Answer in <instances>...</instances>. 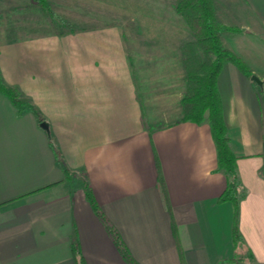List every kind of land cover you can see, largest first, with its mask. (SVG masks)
<instances>
[{"label": "crops", "instance_id": "1", "mask_svg": "<svg viewBox=\"0 0 264 264\" xmlns=\"http://www.w3.org/2000/svg\"><path fill=\"white\" fill-rule=\"evenodd\" d=\"M220 3L224 14L230 5L255 10L264 34V0ZM1 4L10 12L34 7L32 0ZM5 16L3 77L37 106L51 137L34 112H20L0 92V264H78L74 246L87 264H128L88 191L140 264H264V57L254 63L223 35L262 80L231 62L219 75L230 143L247 189L238 215L243 239L234 245V206L218 200L226 176L217 169L210 126L180 120L179 44L185 39L177 30L126 32L118 19L63 35L4 38ZM9 16L18 30L28 28L22 16ZM240 26L251 33L247 22Z\"/></svg>", "mask_w": 264, "mask_h": 264}, {"label": "trees", "instance_id": "2", "mask_svg": "<svg viewBox=\"0 0 264 264\" xmlns=\"http://www.w3.org/2000/svg\"><path fill=\"white\" fill-rule=\"evenodd\" d=\"M32 4L44 11L51 10L50 0H32ZM173 7L191 34L190 39L179 44L181 62L184 68V91L180 99V120H190L196 123L208 122L210 126V132L217 150V169L224 172L226 176V185L218 196V200L230 201L234 206L233 241L234 245H238L243 239L238 225L239 203L246 196L247 189L240 178L237 155L230 143L219 87V75L226 62L233 63L248 76L253 74V70L240 54L224 44V31L238 30L239 28L226 25L219 19L215 0H174ZM81 29L83 27L60 29L58 33L63 35ZM129 60L133 67L131 54ZM0 92L8 96L20 112L29 109L38 116L40 121L45 119L37 106L18 87L9 85L5 81L1 69ZM67 170L65 167V171ZM158 185L164 202L169 206L161 170L158 172ZM87 195L127 263L140 264L131 255L118 230L109 223L91 191H88ZM73 251L78 264H87L76 246L73 247Z\"/></svg>", "mask_w": 264, "mask_h": 264}, {"label": "rangeland", "instance_id": "3", "mask_svg": "<svg viewBox=\"0 0 264 264\" xmlns=\"http://www.w3.org/2000/svg\"><path fill=\"white\" fill-rule=\"evenodd\" d=\"M221 1V0H220ZM220 1L217 9L222 7ZM0 15H6L8 28L3 32L4 38L16 37L20 33H44L60 29L80 28L86 25L109 23L120 19L124 31L146 29H175L178 38L187 40L191 38L186 25L174 11V0H50L51 10L44 11L38 6H18V10L10 12L5 10L7 5L1 4ZM14 9V7H12ZM225 14L219 9L222 18H227L229 25L238 27L237 30H225L223 35L229 45L250 54L254 63L264 57V34L260 33L262 16L256 17L255 10H248L245 5H230L225 7ZM22 16V23L27 29L15 28L9 15ZM119 21V20H118ZM247 22L251 33L241 27ZM141 40L144 37H137ZM136 38V39H137ZM130 43V39L126 38ZM264 92V91H263Z\"/></svg>", "mask_w": 264, "mask_h": 264}, {"label": "water", "instance_id": "4", "mask_svg": "<svg viewBox=\"0 0 264 264\" xmlns=\"http://www.w3.org/2000/svg\"><path fill=\"white\" fill-rule=\"evenodd\" d=\"M251 77L256 80L258 83L262 84V80L255 74H252ZM40 126L47 132L48 136L51 137V129L50 124L47 119H43L40 121Z\"/></svg>", "mask_w": 264, "mask_h": 264}]
</instances>
